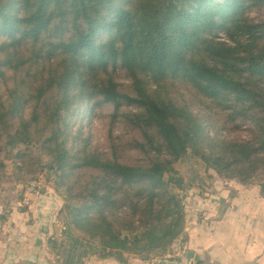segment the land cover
<instances>
[{
  "label": "trees",
  "instance_id": "trees-1",
  "mask_svg": "<svg viewBox=\"0 0 264 264\" xmlns=\"http://www.w3.org/2000/svg\"><path fill=\"white\" fill-rule=\"evenodd\" d=\"M261 8L264 0H0V136L10 149L42 144L71 222L91 236L76 238L68 224L63 264L172 254L188 243L184 197H204L216 176L244 188L261 178L264 199V21L249 18ZM118 66L129 86L116 82ZM83 102L113 106L116 119L123 102L134 105L127 115L142 149L160 158L128 167L68 145ZM243 124L256 128L251 140L221 138ZM196 162L213 171L211 184L176 169Z\"/></svg>",
  "mask_w": 264,
  "mask_h": 264
},
{
  "label": "rangeland",
  "instance_id": "rangeland-1",
  "mask_svg": "<svg viewBox=\"0 0 264 264\" xmlns=\"http://www.w3.org/2000/svg\"><path fill=\"white\" fill-rule=\"evenodd\" d=\"M249 18L254 22L262 23L264 8L252 10ZM217 40L232 45L223 33L218 34ZM115 79L122 86H129L131 83L125 70L120 66L117 67ZM123 91L128 92V87H123ZM180 92L188 104L193 100L192 94L185 87H180ZM127 103H122L116 119L113 106L99 103V106L91 108L83 102L78 121L76 118L70 120L73 128L68 145L79 147L81 144L103 160L118 162L128 167L146 165L151 159L160 158L156 151H150L149 148L142 149L146 142L140 131V124L127 115L137 109ZM190 109L204 121L206 114L204 110L200 107H190ZM217 120L219 121L218 118ZM209 131L210 129L208 133ZM221 131L220 136L225 141L251 140L257 133L256 128L250 124H243L239 128L229 126L225 130L222 128ZM209 135L211 138L215 137L213 132ZM5 146L6 139L0 136V241L2 242L0 245L3 249L7 245L5 236L13 233L15 237L13 239L17 241L16 245L19 246L23 256L20 259L14 258V262L9 259L10 255L6 252L0 256V263L9 264L10 261L14 264H63L65 246L68 245V239L66 240L64 236L67 225H71L76 238L88 241L91 236L71 222L69 210L66 208L68 204L57 191L55 180L49 174L51 168L56 170L55 163L42 144L27 141L10 146L11 149ZM165 156L164 152L163 157ZM22 169L25 170L24 174ZM176 169L181 175L183 174L185 181L189 180V175L196 177L199 174L201 177L199 179L205 181L207 185L211 184L208 175L213 171L205 170L200 162L194 165L178 164ZM202 181L197 180L196 186ZM261 182H263L261 178H256L252 185L256 186ZM254 186L253 189H258ZM193 193L200 191L192 190L190 194ZM207 193H210V189L204 194ZM22 195L25 197V203H20ZM180 195L184 197L185 194ZM184 202L186 203V197ZM24 207L26 211L21 212ZM23 239L26 244L23 243ZM52 239L55 240V244L51 243ZM8 251H12V248L9 247ZM185 252L184 249L179 250V247H174L172 254L168 255L186 256ZM83 261L84 264H119L114 260H100L94 257L84 258Z\"/></svg>",
  "mask_w": 264,
  "mask_h": 264
},
{
  "label": "crops",
  "instance_id": "crops-1",
  "mask_svg": "<svg viewBox=\"0 0 264 264\" xmlns=\"http://www.w3.org/2000/svg\"><path fill=\"white\" fill-rule=\"evenodd\" d=\"M185 204L188 243L174 247L192 252L193 264H264V199L259 197V189L216 176L209 194H190ZM5 237L7 245L3 249L0 245V256L8 252L15 262L23 254L13 233ZM128 264H155V260L147 263L133 258Z\"/></svg>",
  "mask_w": 264,
  "mask_h": 264
},
{
  "label": "built area",
  "instance_id": "built-area-1",
  "mask_svg": "<svg viewBox=\"0 0 264 264\" xmlns=\"http://www.w3.org/2000/svg\"><path fill=\"white\" fill-rule=\"evenodd\" d=\"M36 186V185H35ZM193 261L186 258L185 255L182 256H172L166 255L155 259V264H193Z\"/></svg>",
  "mask_w": 264,
  "mask_h": 264
},
{
  "label": "water",
  "instance_id": "water-1",
  "mask_svg": "<svg viewBox=\"0 0 264 264\" xmlns=\"http://www.w3.org/2000/svg\"><path fill=\"white\" fill-rule=\"evenodd\" d=\"M186 258L195 261L194 260V254L192 252L186 253ZM201 263H203V262L202 261L195 262V264H201Z\"/></svg>",
  "mask_w": 264,
  "mask_h": 264
}]
</instances>
